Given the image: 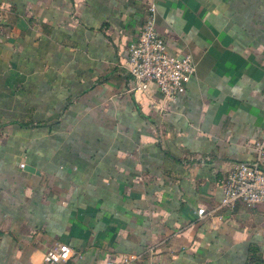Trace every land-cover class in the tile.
<instances>
[{"label":"crops","instance_id":"obj_1","mask_svg":"<svg viewBox=\"0 0 264 264\" xmlns=\"http://www.w3.org/2000/svg\"><path fill=\"white\" fill-rule=\"evenodd\" d=\"M155 1L168 52L196 62L171 102L127 91L149 0H0V264L59 243L65 264L264 257L263 204L197 215L264 137V0Z\"/></svg>","mask_w":264,"mask_h":264},{"label":"built area","instance_id":"obj_2","mask_svg":"<svg viewBox=\"0 0 264 264\" xmlns=\"http://www.w3.org/2000/svg\"><path fill=\"white\" fill-rule=\"evenodd\" d=\"M156 14V1L149 0L145 18L127 46L128 56L124 64L130 76L127 91L135 95L158 92L165 102H171L186 91L196 72V62L189 53L177 55L168 52L164 38L156 29ZM20 166L23 168L24 164ZM221 190L218 206L198 208L199 218L221 219L223 215L218 210H231L237 203L248 208L264 205V137L256 145L253 161L236 162L226 171ZM74 257L76 253L71 246L59 243L46 250L43 264H65ZM131 259L125 257L120 264H130Z\"/></svg>","mask_w":264,"mask_h":264},{"label":"trees","instance_id":"obj_3","mask_svg":"<svg viewBox=\"0 0 264 264\" xmlns=\"http://www.w3.org/2000/svg\"><path fill=\"white\" fill-rule=\"evenodd\" d=\"M249 264H264V257H260V256L253 257V259Z\"/></svg>","mask_w":264,"mask_h":264},{"label":"water","instance_id":"obj_4","mask_svg":"<svg viewBox=\"0 0 264 264\" xmlns=\"http://www.w3.org/2000/svg\"><path fill=\"white\" fill-rule=\"evenodd\" d=\"M25 169H27V170H31V168H30L29 166H26Z\"/></svg>","mask_w":264,"mask_h":264}]
</instances>
